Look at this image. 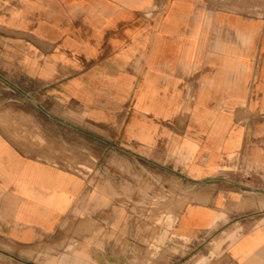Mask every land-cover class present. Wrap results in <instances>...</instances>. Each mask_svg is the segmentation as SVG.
Returning a JSON list of instances; mask_svg holds the SVG:
<instances>
[{"label":"crops","instance_id":"obj_1","mask_svg":"<svg viewBox=\"0 0 264 264\" xmlns=\"http://www.w3.org/2000/svg\"><path fill=\"white\" fill-rule=\"evenodd\" d=\"M243 4L0 0V264H183L151 257L164 232L264 264V17Z\"/></svg>","mask_w":264,"mask_h":264},{"label":"rangeland","instance_id":"obj_2","mask_svg":"<svg viewBox=\"0 0 264 264\" xmlns=\"http://www.w3.org/2000/svg\"><path fill=\"white\" fill-rule=\"evenodd\" d=\"M244 2V6H251V8L240 10L243 13H246L250 16H259L264 17V0H240ZM13 87L11 86H2L0 85V110L10 108L13 104L14 93ZM161 225H171L172 221L168 218L167 221H164L162 218L159 222ZM173 242L178 244V246L173 250L174 254L184 255L183 264H188L187 261L190 259V264H212L213 262H208L199 257H192L191 255H187V243L189 240L181 239L177 235H170L168 232H164L163 234L159 235L155 241H153L149 248L151 249L150 255L152 258L160 256V254L165 255L167 252L170 253L168 250L169 244ZM208 244L210 243V247L214 250V254L216 255L222 250V244L217 242L216 240L212 241H200V244ZM196 253V252H195Z\"/></svg>","mask_w":264,"mask_h":264},{"label":"bare ground","instance_id":"obj_3","mask_svg":"<svg viewBox=\"0 0 264 264\" xmlns=\"http://www.w3.org/2000/svg\"><path fill=\"white\" fill-rule=\"evenodd\" d=\"M25 170V169H24Z\"/></svg>","mask_w":264,"mask_h":264}]
</instances>
